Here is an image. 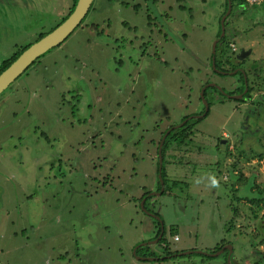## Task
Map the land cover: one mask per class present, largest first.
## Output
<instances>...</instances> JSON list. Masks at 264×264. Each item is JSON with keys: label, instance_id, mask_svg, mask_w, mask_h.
Wrapping results in <instances>:
<instances>
[{"label": "rangeland", "instance_id": "1", "mask_svg": "<svg viewBox=\"0 0 264 264\" xmlns=\"http://www.w3.org/2000/svg\"><path fill=\"white\" fill-rule=\"evenodd\" d=\"M70 5L0 0V63ZM232 10L244 37L218 45L221 63L241 47L248 64L263 61L264 5L242 21ZM224 11L225 0H93L0 94L1 264H82L80 253L86 264H264L251 237L264 226V134L243 137L215 97L245 85L210 65ZM186 117L185 142L164 150L161 186L157 146ZM150 242L140 251L154 256L141 258L158 261L137 260Z\"/></svg>", "mask_w": 264, "mask_h": 264}, {"label": "flooded vegetation", "instance_id": "2", "mask_svg": "<svg viewBox=\"0 0 264 264\" xmlns=\"http://www.w3.org/2000/svg\"><path fill=\"white\" fill-rule=\"evenodd\" d=\"M226 2V0H225ZM228 8L222 12L220 15H218V24H219V30L218 33L221 34L223 32V35L217 36L219 38L216 40L213 44L212 48V56L210 60V65L212 63V59H214V67L217 68L216 74H220L224 77L229 76H239L241 83L245 82V85H232L231 83L229 85H226L228 90L219 86V89L224 92L225 94H222L219 90L216 88H211L210 93H212V90H217L222 94V97H219L218 95H215V97L221 98V103L227 102L231 106V114L232 112L236 115V131L238 130L239 133L242 134L243 137L248 136L249 134L245 135L247 132L249 133H256L258 132L259 135L264 134V71L259 72L258 70L261 67H264V60L261 62H251L252 64L247 63V57H249L252 53L251 48H248L245 50L244 47H241L239 49H236L233 56L225 53V61L221 63V60L219 58V54L217 52V47L219 44H221L223 41L227 42L229 38L237 39L239 37H244L243 34H237V31H234L233 28L230 26L231 23L235 24L238 23L239 18L235 17L237 19H234L235 13H232V7L228 6ZM241 11L238 13V15L241 16V20L243 19V15H246V8L244 4L242 6H239ZM231 17L230 21L229 18ZM238 52V53H237ZM222 65V67H221ZM219 67V68H218ZM223 68V69H222ZM230 87L231 89H229ZM207 90H204L206 92ZM214 96V94L212 93ZM207 109L205 110V113L203 114L206 116V113L208 112V106H206ZM203 116V117H204ZM259 120V123H256V121ZM252 125V126H251ZM169 131V130H168ZM166 131V132H168ZM233 133V132H232ZM251 137V136H250ZM226 139L219 138L217 141L222 145L223 142H225ZM229 142V138L227 139ZM160 221V220H159ZM161 222V221H160ZM160 229V227H158ZM164 232V231H163ZM227 251V250H226ZM229 255V251H228ZM158 261V260H156Z\"/></svg>", "mask_w": 264, "mask_h": 264}, {"label": "water", "instance_id": "3", "mask_svg": "<svg viewBox=\"0 0 264 264\" xmlns=\"http://www.w3.org/2000/svg\"><path fill=\"white\" fill-rule=\"evenodd\" d=\"M92 2L93 0H77L74 10L67 17V19H65L60 25H58L51 32L46 34L43 38L33 43L26 50H24L19 55V57L7 69H5L0 74V94L6 88H8V86L11 83H13L19 76H21L36 59L44 55L49 50L61 45L69 37V35L77 28L80 22L84 19V17L86 16V14L88 13L91 7ZM228 10H229V7H228ZM222 35H223V32L221 33L220 37ZM213 52H214V48H213ZM212 66L214 67V59H212ZM168 133L169 131L166 132V134L163 136V138L161 139V142L159 143V147H158V158H159L158 177L160 181H161V169H162L161 150H162L163 141L165 140ZM161 184H162V181H161ZM162 231H163V227H161V232ZM160 238H161V235L158 237V239ZM156 240H154V242ZM154 242L142 243L136 246L134 249V254L138 248L144 247L146 245L149 246L150 244ZM137 259L142 260V261H149V262H152V261L156 262V260H158L157 258L152 259V258H140V257H138Z\"/></svg>", "mask_w": 264, "mask_h": 264}, {"label": "trees", "instance_id": "4", "mask_svg": "<svg viewBox=\"0 0 264 264\" xmlns=\"http://www.w3.org/2000/svg\"><path fill=\"white\" fill-rule=\"evenodd\" d=\"M76 2H77V0H71V5H70V7H69V9H68V13H67V15L64 17V18H62L61 19V22L60 23H57L53 28H51L49 31H47V32H44V33H42V32H40V33H38V35H37V37H36V40H35V42H37L38 40H40L41 38H43L47 33H49V32H51L53 29H55L58 25H60L65 19H67V17L72 13V11L74 10V7H75V5H76ZM242 4H244V6H245V8H248V7H253L254 5H249L248 3H246L244 0H226V2H225V10L228 8V6H230V7H233V5H238V6H242ZM262 5H264V4H262ZM85 18V17H84ZM83 21H84V19L80 22V24L77 26V28L83 23ZM94 27H96V25L94 26ZM76 28V29H77ZM75 29V30H76ZM74 30V31H75ZM70 36V35H69ZM219 36V35H218ZM30 45H32V44H30ZM30 45H27V46H25V48H23V49H20V50H18V51H16L14 54H12L8 59H5L4 61H2L1 63H0V74L5 70V69H7L18 57H19V55L24 51V50H26ZM60 46V45H59ZM48 53V52H47ZM44 56V55H43ZM42 57V56H41ZM32 64H34V62L32 63ZM187 119V120H186ZM191 120H192V118H191ZM190 124H193V122L192 121H189V117H186V118H183V120H182V122H181V124H179V126H177V128H176V130L174 131L173 130V127H170V128H168L167 130H165L163 133H162V135H161V139L163 138V136L166 134V131H168L169 130V133L167 134V136H166V138H165V140L163 141V145H162V150H161V156H162V158H163V155H164V150L166 149V146H167V143L170 141V140H174L175 142H177V143H180V144H183L184 142H185V140L183 141V139L186 137V135H188V133L186 132V134L184 135V133H185V131L187 130V128L190 126ZM182 141V142H181ZM158 147H159V144H158V146H157V149H158ZM163 162V161H162ZM157 171H158V165H157ZM162 177H164V164L162 163V172H161V179H162ZM230 177H232L231 175H230ZM231 183V185H232V187L231 188H233L234 187V184H233V182H230ZM234 192H236V188H233V195H235L234 194ZM146 195H144L143 197H145ZM259 201H256V203H255V205H257L260 201H263V203H261V205H264V198H261V199H258ZM258 206V205H257ZM253 214L255 215L256 214V212H253ZM262 223V222H261ZM263 224H259V227H257V233L256 234H254V236L252 235L251 237L253 238V240H254V244H252L253 245V247H254V245L256 246V245H263L264 244V229H263ZM159 235V232H157L156 233V237ZM156 237H154V238H156ZM164 240V239H163ZM162 240V241H163ZM161 241V242H162ZM140 249H142V248H139L137 251H136V256H145V255H147V256H149V255H151V256H154V254L152 253V254H149L148 253V251H145V250H142V251H140ZM226 254H228V252L226 251ZM80 256L83 258V259H85V260H87V258H86V256H85V253H80ZM81 260V263L82 264H86V261L85 260ZM261 261H263V259L262 260H260V262ZM255 264H258V263H255Z\"/></svg>", "mask_w": 264, "mask_h": 264}, {"label": "clouds", "instance_id": "5", "mask_svg": "<svg viewBox=\"0 0 264 264\" xmlns=\"http://www.w3.org/2000/svg\"><path fill=\"white\" fill-rule=\"evenodd\" d=\"M261 5H262V4H261ZM162 163H163V162H162ZM161 172H162V169H161ZM161 181H162V179H161ZM161 181H160V184H161ZM162 185H163V182H162L161 186H162ZM159 220L161 221V219H160V218H159ZM160 221H159V226H160V224H161V226H160V229H159V231H158V232H159V235H158V236H160V235H162V234L164 233V232H163L164 230L161 232V227H163V226H162L163 224H162V222H160ZM158 236H157V237H158ZM175 237H177V238H178V240H177V241H175V240H174V239H175ZM163 238H164V237H163ZM154 239H155V238H154ZM173 241H174V242H178V241H179V237H178V235H177V234L173 236ZM139 245H140V244H139ZM138 249H139V248H138ZM138 249H137V250H138ZM137 250H136V251H137ZM136 251H135V254L133 253L135 256H136ZM138 257H140V258H141V256H137V258H138ZM137 260H138V259H137Z\"/></svg>", "mask_w": 264, "mask_h": 264}, {"label": "built area", "instance_id": "6", "mask_svg": "<svg viewBox=\"0 0 264 264\" xmlns=\"http://www.w3.org/2000/svg\"><path fill=\"white\" fill-rule=\"evenodd\" d=\"M246 3H248L249 5H261L264 4V0H244ZM175 241L178 240L177 237H175L174 239Z\"/></svg>", "mask_w": 264, "mask_h": 264}]
</instances>
